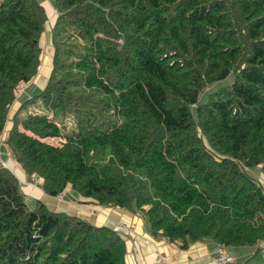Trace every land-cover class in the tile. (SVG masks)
Returning <instances> with one entry per match:
<instances>
[{"label":"trees","instance_id":"16d2710c","mask_svg":"<svg viewBox=\"0 0 264 264\" xmlns=\"http://www.w3.org/2000/svg\"><path fill=\"white\" fill-rule=\"evenodd\" d=\"M50 4L52 70L39 77L41 2L0 3V137L18 169L47 197L69 188L138 213L182 247L264 241V0ZM34 78L43 89L19 101ZM38 103L46 113L27 112ZM26 199L0 157V264H126L117 231Z\"/></svg>","mask_w":264,"mask_h":264},{"label":"crops","instance_id":"0c3cea01","mask_svg":"<svg viewBox=\"0 0 264 264\" xmlns=\"http://www.w3.org/2000/svg\"><path fill=\"white\" fill-rule=\"evenodd\" d=\"M45 1L48 0L41 1L42 6ZM43 8L46 9L44 6ZM45 12L47 15L48 11ZM38 81L43 82L40 79ZM48 140L46 139L47 142ZM7 163L8 168L20 182L27 180V185L22 191L29 198L26 199L29 209H33L35 200H39L53 212L64 213L93 226H103L117 231L125 241L126 264H216L219 245L211 238H203L182 247L179 243L168 241L161 234L153 235L145 219L138 213L98 206L89 199L79 197L72 190H67L68 188L62 193L61 198L47 197L39 185L37 187L30 185L28 180L33 177L25 176L9 159ZM227 250L232 260L228 264H264V241L254 246Z\"/></svg>","mask_w":264,"mask_h":264},{"label":"rangeland","instance_id":"374dc122","mask_svg":"<svg viewBox=\"0 0 264 264\" xmlns=\"http://www.w3.org/2000/svg\"><path fill=\"white\" fill-rule=\"evenodd\" d=\"M1 1L2 0H0V3H1ZM39 1L41 2L43 0H39ZM50 2H51V0H48V1H45L44 3H42V4L46 8L45 10L48 11V13H47L48 24L50 26H53L56 15H55L54 10L51 11L52 6L49 5ZM47 34L50 36V33L49 32H47ZM47 34H44V37L45 38H44V40H42L43 41L42 48L44 50H42V54H41V57H40L41 63H40V68H39V71H38V74H37V76H39V77H44V76L49 77L50 76V73H51V70H52V57H50L49 54H47V52L45 51V47L48 44V40H47L48 36H47ZM40 45H41V41H40ZM36 80H37V78L36 79L34 78L33 81H32V83H30L29 85H26L27 86L26 88H25V86H21L20 87V89H19L20 90V93L17 95V98H19V101L25 100L26 98H30L33 95H37L43 89V87H44L43 84L44 83L43 82H37ZM232 80H233V77L232 76H229L226 80L221 81V82H218V83H216V84L208 87L202 93V95L200 97V100H199V104L204 103L206 101L207 95H209L210 93L215 92L216 90H218L219 88H221L223 86L230 85V83L232 82ZM27 112H30L32 114H43V113H46L45 110H44V108L41 106L40 103H38V105L36 107L29 108L27 110ZM47 114H50V113H47ZM23 115H24V113H23ZM71 123H72L71 120H66V124L63 122V124H65L67 126V128H69V126H70ZM48 141L50 142L51 145L60 146V144L62 143L61 141H63V139H61V141H60L59 138H53V139H49ZM2 142H3L2 139H0V157H1V160L7 166V164H8L7 163V159H9V161H11V157H10V154L8 153V151L5 150L3 148V146L1 145ZM70 153H72V152H70ZM12 164L14 165L13 162H12ZM247 173L250 176H252L255 179H257L258 182L260 183L261 177L259 175L260 174V171L259 170H257V169H248L247 170ZM25 180L22 181V182H20L21 189L26 187L27 180L26 181ZM28 182H30V184H32V185L38 186L39 180H38V178L33 177V179L28 180ZM32 187H34V186H32ZM67 190H69V188ZM62 195L63 194H61L60 196H58V198H61ZM27 199H29V198H27ZM79 200H82V199H79ZM28 204H30V201L28 202Z\"/></svg>","mask_w":264,"mask_h":264},{"label":"built area","instance_id":"2783aa9c","mask_svg":"<svg viewBox=\"0 0 264 264\" xmlns=\"http://www.w3.org/2000/svg\"><path fill=\"white\" fill-rule=\"evenodd\" d=\"M61 142L63 143L64 141H61ZM48 143L50 144V142H48ZM3 163L4 162L2 161V166L7 167L6 164L5 163L3 164ZM38 180H39L38 185L40 186L42 181L40 179H38ZM30 185H32V184H30ZM32 186H35V185H32ZM35 187H37V186H35ZM230 262H232V260L229 256V252H228L227 248L219 245V248L217 251L216 264H228Z\"/></svg>","mask_w":264,"mask_h":264},{"label":"water","instance_id":"95a60500","mask_svg":"<svg viewBox=\"0 0 264 264\" xmlns=\"http://www.w3.org/2000/svg\"><path fill=\"white\" fill-rule=\"evenodd\" d=\"M49 27H52V26H50L49 24H48V21H47V26H46V30H47V32L49 31ZM47 36H48V38H47V40H48V44H51V40H50V37H49V35L47 34ZM43 39H41V44L43 43V41H42ZM45 51L47 52V46L45 47ZM45 77V76H44ZM4 134V133H3ZM3 137V135L0 137V139H3L2 138ZM50 212H53V211H51V210H49ZM53 213H60V212H53ZM74 217V216H73ZM94 226H96V225H94ZM96 227H103V226H96Z\"/></svg>","mask_w":264,"mask_h":264},{"label":"clouds","instance_id":"9594fccd","mask_svg":"<svg viewBox=\"0 0 264 264\" xmlns=\"http://www.w3.org/2000/svg\"><path fill=\"white\" fill-rule=\"evenodd\" d=\"M48 139H53V138H48ZM60 140H61V138H59ZM46 141V139L44 140V142ZM64 141V140H63ZM46 143H48L47 141H46ZM64 143V142H63ZM49 144V143H48ZM62 144V143H61ZM41 186V185H40Z\"/></svg>","mask_w":264,"mask_h":264}]
</instances>
